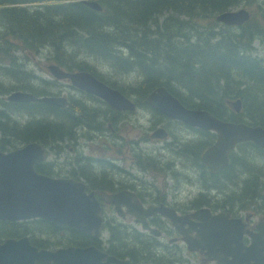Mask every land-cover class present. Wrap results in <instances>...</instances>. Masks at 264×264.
I'll return each instance as SVG.
<instances>
[{"label":"trees","instance_id":"obj_1","mask_svg":"<svg viewBox=\"0 0 264 264\" xmlns=\"http://www.w3.org/2000/svg\"><path fill=\"white\" fill-rule=\"evenodd\" d=\"M98 2L101 11L92 10L83 0H0V71L25 80L27 77L23 75L24 69L16 52L20 50L24 55L49 52L51 62L67 71L95 73L104 83L132 98L136 107L148 110L156 122L171 121L148 107L144 99L153 88L165 86L187 108L207 110L224 121H242L264 127V51L260 57L251 55L255 39L264 45V29L257 26L246 29L253 22L252 18L241 27L223 25L215 20L216 14L229 7L253 0ZM86 56L103 62L118 75L135 73L140 80L136 85L121 89L106 80ZM19 69L22 72H17ZM27 82L29 86L25 87ZM57 82L54 80L55 84ZM18 83L20 90L34 96L50 93L47 86L32 88L29 80ZM12 90L15 89H0V94L7 95ZM232 98L242 102L237 114L225 105L224 100ZM70 101L64 108L43 102H5L12 110H21L28 119L22 125L18 119L15 120L18 124L11 119L4 120L1 127L4 131H17L14 140L1 139L0 148L7 150L10 145L16 147L35 140L46 147V154L59 155L67 142L73 140L72 129L76 124L95 122V112L79 100L71 97ZM108 111L111 112L109 108ZM102 129L106 127L102 126ZM201 138L203 148L211 143L212 135L204 132ZM184 151L192 152L195 159L192 147L185 146ZM136 156L142 168L149 166L147 159ZM253 156L264 158V149L251 141L239 143L230 155L232 164L220 171L216 182L239 181L241 176L232 175L230 171L232 168L234 172L238 164L247 165L250 171H259L264 165L255 162ZM153 168L161 167L154 164ZM35 169L48 175L63 172L54 171L49 161L36 163ZM200 169L202 180L207 181L210 172L203 166ZM158 175L157 172L153 174L154 177ZM74 178L84 179L80 173H75ZM250 179L253 180L251 187L244 180L230 191H245L248 198L263 199L264 182H255L257 180L248 175V181ZM214 183L208 180L210 186ZM40 221L42 226L53 225L43 218ZM138 238L133 236L134 240Z\"/></svg>","mask_w":264,"mask_h":264},{"label":"flooded vegetation","instance_id":"obj_2","mask_svg":"<svg viewBox=\"0 0 264 264\" xmlns=\"http://www.w3.org/2000/svg\"><path fill=\"white\" fill-rule=\"evenodd\" d=\"M243 3L245 7L241 8L248 10L247 2ZM240 4L229 7L228 10L239 9ZM248 12L250 17L247 21L240 26L231 27L246 25L253 17V13ZM67 82L73 88L72 91L79 93V98H76L79 100L83 95L82 91L74 88L69 81ZM18 90L20 89L12 90L8 94ZM20 91L27 92L26 90ZM70 98L71 96L66 97L67 105L71 103ZM127 98L133 101L132 98ZM5 102L9 101L5 99L3 103H0V118H2L0 119V140H14L17 130L4 131L1 127L4 125V120H10V115L16 117L21 114L17 118L20 119L24 113H20L21 110H12ZM101 107L102 109L98 112L92 111L95 112L93 113L95 122H82L73 127V140L67 142V147L59 155L54 153L55 156L52 159L45 158L39 163L49 161L54 171H63L65 168L63 172L51 176L62 175L74 178L75 173L82 174L89 183L86 186L87 191L100 190L109 194L126 191L124 197L117 201H108L103 195L96 193L102 216V227L97 235L54 222H52L53 225L42 226L41 218L0 219V243L6 239L27 238L28 241L27 245L24 240L22 241L20 254L16 256L15 261H9L14 257L13 254L0 251V264H53L41 258L31 260L32 249L55 250L66 246L87 247L91 245L102 253L100 264H118L110 258L123 260V264H264V250L260 255H256V258L247 257V253L238 257L236 254L233 255L231 250L228 253L231 247L221 246L224 244L223 232L220 233V237L223 238L218 240L217 250L212 249L210 245L209 249L199 246L191 250L182 233L184 230L186 236H196V230L192 228L199 227L201 219L193 216V213L205 208L212 215L222 214L223 227L228 226L229 228L225 231L226 234L230 235L233 231L240 232L244 246L251 245L252 235H256L259 226L264 224V198L251 199L245 191L231 192L230 190L237 188L239 183L245 180L244 175L253 176L257 180L255 182L263 183L264 167L259 171L256 169L250 171L247 165L238 164L234 172L232 168L230 171L232 175H240V180L226 179L218 184L216 177L225 166L210 170L201 160L202 152L210 143L203 148L200 146L201 134L209 132L212 135L211 139H216V133L169 119L171 122H146L149 126L147 130L143 129L138 137L130 136L129 132L135 128L137 122H132L128 118H131L136 110H113L106 103H102ZM24 122L21 121L19 125ZM13 123L18 124L15 120ZM13 126L16 125L13 124ZM102 126L106 129H102ZM157 127L165 129V138L150 136ZM145 137L147 139H144ZM147 141L159 142L156 153L144 151L145 149L139 146L140 143ZM82 145L85 151L79 149ZM92 146L97 148L92 151L88 150ZM185 146L193 148L194 160L192 152L184 151ZM236 147L237 145L235 149ZM235 149L229 153L232 155ZM60 155L63 159L58 162L57 156ZM136 155L145 157L149 166L142 168ZM259 160V163L264 165V158L259 157ZM129 162L136 167L135 170L129 168ZM154 164L160 165L161 168H153ZM230 164H232L231 159ZM201 166L210 172L208 180L215 182L214 186H210L208 180H202ZM144 172H148L155 180L160 178L159 186L142 179L141 175ZM154 172L159 174L158 177L153 176ZM212 172L217 173L212 174ZM165 178L171 179L170 186L166 184ZM182 186H195L196 191L193 194L187 191L190 197L181 198L179 194ZM213 189H218V192L211 193ZM160 204L168 209L167 212L172 210V213L180 219L174 222L161 212L147 213L146 209L149 206ZM227 219L231 221L228 222ZM133 236H138V240H134ZM207 252L221 255V257L210 259ZM240 259L244 260L240 262Z\"/></svg>","mask_w":264,"mask_h":264},{"label":"water","instance_id":"obj_3","mask_svg":"<svg viewBox=\"0 0 264 264\" xmlns=\"http://www.w3.org/2000/svg\"><path fill=\"white\" fill-rule=\"evenodd\" d=\"M84 4L95 11H101L102 6L98 0H83ZM250 17L248 10L239 8L237 10L222 11L215 16V20L227 26H240ZM49 73L59 81H69L70 84L89 95L96 96L105 102L113 110L135 111V102L125 97L118 89L109 87L89 72H68L58 65H49ZM9 102H43L56 107L64 108L68 101L66 97L34 96L28 92L13 91L6 96ZM144 103L152 110L164 117L183 122L205 130L216 133V139L212 145H208L201 154V160L210 170H216L225 166L226 154L235 146L244 141H251L264 149V127L260 124L251 125L246 122L234 123L217 119L208 111L185 107L180 100L170 93L165 86L153 88L145 97ZM231 110L239 113L242 102L238 98L229 105ZM151 137L165 138L166 131L163 127H157L150 135ZM46 147L42 143L31 140L16 147L3 150L0 148V219L19 220L30 218H43L47 221L61 225H68L79 230L92 232L97 235L102 227L101 206L96 193L104 196L108 201H117L123 198L126 191L106 193L103 191L86 190V186L74 180L72 177L51 176L38 172L35 164L46 158ZM167 208L149 206L146 211L161 212L169 216L174 222L180 219L172 210ZM193 216L201 219L196 230V236H186L184 239L189 248L196 249L199 246L212 249L218 247L220 233H224V244L222 247H231L233 255L241 257L247 253V257L256 258L264 250V224L259 226L256 235H252L251 245L244 246L241 242V233L233 231L226 234L228 226L223 227L221 213L212 215L208 209H198ZM230 222L231 220H228ZM213 231V233H212ZM216 239V241H215ZM27 245V238L6 239L0 243V251L13 254L9 261H15L20 254L22 241ZM255 240V241H254ZM206 241L208 243H201ZM227 242V243H226ZM37 249V248H36ZM32 249L33 257L46 261L63 264H100L102 253L94 246L76 247L66 246L55 250ZM253 253V254H252ZM208 258L220 259L221 255L207 252ZM118 264L123 260L110 258ZM235 259V258H234ZM244 259H240L242 262Z\"/></svg>","mask_w":264,"mask_h":264},{"label":"rangeland","instance_id":"obj_4","mask_svg":"<svg viewBox=\"0 0 264 264\" xmlns=\"http://www.w3.org/2000/svg\"><path fill=\"white\" fill-rule=\"evenodd\" d=\"M246 4L248 5V11L253 13V17H252L253 22L250 23L248 26H246V29H248L252 26H257L261 29H264V0H253V2H247ZM240 5L245 7L244 3H241ZM253 47H254V51L251 53V55L257 56V57L262 56L263 51H264V45L261 44L259 39H255L253 41ZM16 55L20 58V62L22 63L21 66L24 69L23 75H24V77H27V79L20 80L17 77H14L12 74L9 75L8 73H4V71H0V89H2V90H6L9 88L21 89V88H18L21 86V84L18 82H25L26 80H29V83H30L32 88L42 89V88H45L47 86L48 90L47 89L46 90L52 94L65 96L67 98H69V96H71L75 100H77L76 98H79V93L76 91H72L71 89H73V88L70 87V85L67 81H58L56 84L54 83V79L52 78V76L49 74V72L47 70V66L51 62L49 52H46L43 55H39L38 53H29V54L24 55V53H22L20 50H18L16 52ZM86 59H88V61H90L96 67V70L98 72H102V74L106 78V80H108L111 83L118 85V87H120L121 89H124V87L125 88L130 87L131 85H136L137 81L140 80L136 77L135 73H131V74L126 73L123 75H118V74L114 73L112 70L108 69L107 66H104L103 62L97 61L94 58L87 57V56H86ZM103 67H105V68H103ZM17 72H22V71L19 69ZM41 83H43V84H41ZM27 84H28V82L25 83L24 86L25 87L29 86ZM35 92H37V91H35ZM0 96H1L0 97V103H2V100L6 98V94L2 93V94H0ZM249 100L252 102L251 98H249ZM79 101L84 103L92 111L98 112L102 109L101 101L97 100L95 98H87L85 95H81ZM19 116H21V114H19L16 117H13L12 115H10V117H11L10 119L12 121H14V120L17 121V118ZM20 119H18L20 122L25 121V119H28V116L23 115L22 118H20ZM128 119L132 122H137V124H135V128L131 132H129L130 136L136 135V137H138L139 134L141 132H143V129H146V130L148 129L149 126L147 125L146 122H156V121L152 120L151 113L148 110L141 108V107H136V113H134L133 116L131 115V118H128ZM201 136H203V135L201 134ZM92 142L97 143L96 141H92ZM98 142L102 143L101 141H98ZM18 145H16V146H18ZM158 145H159V142H156V141H147L145 143L139 144V146L142 149H145L144 151H148V152H152V153L157 152ZM10 148H13V147L10 145L9 149ZM96 148L97 147L92 146V147H89L88 150L92 151ZM79 149L85 151V148L83 145L80 146ZM54 156H55L54 153L50 152L49 154H47V159H52ZM62 159H63L62 155L57 156L58 162L62 161ZM254 160L256 162H259V160L256 159V157L254 158ZM128 166L132 170L136 169V167L133 164H130V162L128 163ZM64 170H65V168H63V171ZM141 177L145 181H147V182L149 181V182H151L155 185H158V186H159V183L161 180L160 178L155 180L148 172H144V174H142ZM244 178H245V181H246L248 187H251V185H252L251 182L253 180L250 179L248 181V175H244ZM165 182L168 186H170L171 179L165 178ZM182 187L183 188H182V190H180L181 192L179 194V197H181V198H186V197L189 198L190 197L189 195H187V191L190 192L191 194H193V192L196 191L195 186H192V187L182 186ZM170 191H172V190H170ZM215 191L218 192V189H213L211 191V193L214 194ZM55 243L57 244L58 240L55 241Z\"/></svg>","mask_w":264,"mask_h":264},{"label":"bare ground","instance_id":"obj_5","mask_svg":"<svg viewBox=\"0 0 264 264\" xmlns=\"http://www.w3.org/2000/svg\"><path fill=\"white\" fill-rule=\"evenodd\" d=\"M32 5V4H31ZM241 8V7H240ZM46 50V49H45ZM55 63H53V62H50V64L49 65H54ZM48 65V66H49ZM55 65H57V64H55ZM47 66V70H48V72L50 71L49 70V67ZM59 66V65H58ZM104 66H106L105 64H104ZM62 68V67H61ZM65 70V69H64ZM3 71V70H2ZM67 71V70H66ZM68 72H70V71H68ZM72 72H89V71H72ZM90 74H92L93 76H95L97 79H99L98 78V76L97 75H95V73L93 74L92 72H89ZM126 74V73H125ZM100 80V79H99ZM101 81V80H100ZM106 85H108L109 87H111L109 84H107V83H105ZM158 87V86H157ZM113 88V87H112ZM47 96H49V97H51V96H53V97H58V96H60V95H57V94H48ZM93 96V95H92ZM63 97H65V96H63ZM93 97H95V98H97L98 100H100V101H102L100 98H98V97H96V96H93ZM236 99H238V98H232V99H226L225 100V105L228 107V108H230L229 107V105L231 104V103H233L234 102V100H236ZM241 100V99H240ZM103 102V101H102ZM231 109V108H230ZM202 110H204V109H202ZM207 111V110H206ZM233 111V110H232ZM209 114L211 115V116H213V117H215L214 115H212L210 112H209ZM215 118H217V117H215ZM218 119V118H217ZM221 120V119H220ZM226 121V120H225ZM231 122H233V121H231ZM238 122H242V121H238ZM238 122H234V123H238ZM210 132H214V131H212V130H209ZM215 133V132H214ZM203 135V134H202ZM214 141H215V139H211V143H210V145H212L213 143H214ZM241 143V142H240ZM239 144V143H238ZM237 144V145H238ZM257 147H259V148H261L259 145H256ZM231 151V150H230ZM230 153L228 152L227 154H226V157H225V159H226V161H227V163H226V165H225V167H227L228 165H229V160H230ZM256 157V159H258L259 160V157H261V156H253L252 157V159L254 160V158ZM145 158V157H144ZM145 160H146V158H145ZM255 161V160H254ZM256 162V161H255ZM259 162H260V160H259ZM258 162V163H259ZM158 165V164H157ZM158 166H160V165H158ZM161 167V166H160ZM74 180H76V181H78V182H81V183H83L85 186H87V185H89V183L88 182H86V180H84V179H81V180H78V179H75L74 178ZM238 206V205H237Z\"/></svg>","mask_w":264,"mask_h":264}]
</instances>
